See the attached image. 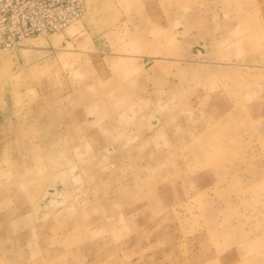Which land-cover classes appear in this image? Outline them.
I'll return each instance as SVG.
<instances>
[{
	"label": "rangeland",
	"instance_id": "obj_1",
	"mask_svg": "<svg viewBox=\"0 0 264 264\" xmlns=\"http://www.w3.org/2000/svg\"><path fill=\"white\" fill-rule=\"evenodd\" d=\"M0 264H264V0L0 40Z\"/></svg>",
	"mask_w": 264,
	"mask_h": 264
},
{
	"label": "built area",
	"instance_id": "obj_2",
	"mask_svg": "<svg viewBox=\"0 0 264 264\" xmlns=\"http://www.w3.org/2000/svg\"><path fill=\"white\" fill-rule=\"evenodd\" d=\"M84 0H0V40L17 43L60 32L80 17Z\"/></svg>",
	"mask_w": 264,
	"mask_h": 264
}]
</instances>
